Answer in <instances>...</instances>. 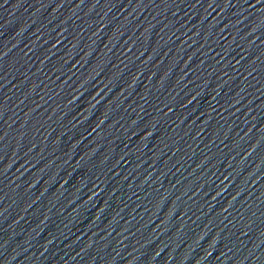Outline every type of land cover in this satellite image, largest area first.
<instances>
[{
    "label": "water",
    "instance_id": "water-1",
    "mask_svg": "<svg viewBox=\"0 0 264 264\" xmlns=\"http://www.w3.org/2000/svg\"><path fill=\"white\" fill-rule=\"evenodd\" d=\"M0 264H264V0H0Z\"/></svg>",
    "mask_w": 264,
    "mask_h": 264
}]
</instances>
